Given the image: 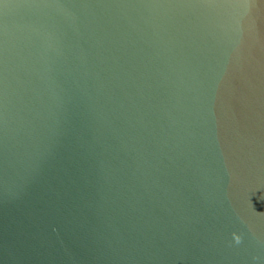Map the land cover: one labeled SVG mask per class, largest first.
<instances>
[{
    "label": "water",
    "instance_id": "obj_1",
    "mask_svg": "<svg viewBox=\"0 0 264 264\" xmlns=\"http://www.w3.org/2000/svg\"><path fill=\"white\" fill-rule=\"evenodd\" d=\"M0 264H264V0H0Z\"/></svg>",
    "mask_w": 264,
    "mask_h": 264
}]
</instances>
